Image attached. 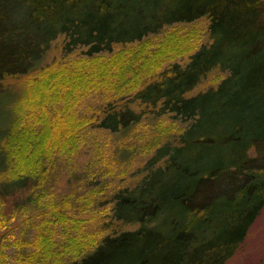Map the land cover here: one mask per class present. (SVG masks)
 <instances>
[{"label": "trees", "instance_id": "obj_1", "mask_svg": "<svg viewBox=\"0 0 264 264\" xmlns=\"http://www.w3.org/2000/svg\"><path fill=\"white\" fill-rule=\"evenodd\" d=\"M200 20L198 45L173 30ZM52 47L74 60L49 59ZM90 92L94 105L82 108ZM138 133L149 138L137 176L90 192L102 232L56 245L47 228L64 214L48 203L30 260L225 264L234 255L264 207V0H0V221L39 202L56 157L80 180L72 161L82 148L126 165ZM80 201L69 210L81 213Z\"/></svg>", "mask_w": 264, "mask_h": 264}, {"label": "rangeland", "instance_id": "obj_2", "mask_svg": "<svg viewBox=\"0 0 264 264\" xmlns=\"http://www.w3.org/2000/svg\"><path fill=\"white\" fill-rule=\"evenodd\" d=\"M173 30L179 31V34L181 35H188L189 43L192 42L198 45L203 41H207V36L203 29V21L201 20L192 23L179 24V28L175 27ZM164 31L165 29L156 35H163ZM152 39H154V37ZM119 47L120 45L115 46L114 51ZM59 52L60 51H57L52 47L48 58L53 55L54 58L61 60L72 59L75 57L74 55L63 57ZM106 56L109 55L106 54ZM181 58L182 57L178 59L182 60ZM207 82L208 81H206L205 84H201V87L203 88ZM10 85L13 86L14 91H17L19 94L24 91V86L19 80L11 81ZM27 95L30 97L35 96L31 93H27ZM94 95H96V93L90 92V94L85 96L84 100H81L79 105H82V108L94 105L93 100L96 98ZM24 120L25 123L32 120L30 112L25 116ZM140 129L145 130V127H140ZM90 134L93 138L97 137L96 139L100 140L101 145L109 144V135L107 132L94 129L90 130ZM138 134L140 135V139L136 140L134 143L139 147V153L134 154L126 165H123L122 163L117 165L115 160V163L112 165L110 163L109 155H107V152L105 153L103 149L98 151L95 150V152H99V155L94 157V151L86 145L81 149L80 153L75 154L72 161V164L75 159L79 162L80 165H78L77 168L81 171V174H84L85 176H80V180L74 181V179L73 182L67 175L69 167H67L65 158L61 156L56 157L57 161H55V165H57V167L55 166V168L50 171L52 181L50 183L48 182L45 188L42 189L43 192L39 197V202L37 204L34 202V205L28 203L29 205L24 208H18L16 211V219L14 221H0V264L39 263L37 258L30 259L33 257V251H37L35 250L37 246L35 242H33V239L38 231L40 220L48 215L49 210L48 207H46L48 206V203H51L50 206H52V204L55 205L54 211L57 212L58 215L64 214V216L61 217H58L57 215L58 219H55L56 221H54V223L52 222L49 228H47V230L50 231L49 235H52L53 239L56 241V245L57 242L58 244L60 242L66 244L69 241H72L71 244L65 248L73 247L76 242L74 239H71L72 236H78L77 238L84 240V238L89 239L95 234L102 232L101 228H99L98 231L96 225L101 221L99 216L101 215V209L103 208L92 206L91 202L94 197L90 192L92 189L97 188L100 189L101 191L99 192L102 193V191L110 190L112 184L116 183L115 181L120 184L127 183L129 177L134 176L133 170L142 166L140 160L144 158L145 153L140 151L142 147L145 146L144 143H146L147 138H149L146 133ZM143 137L145 139H143ZM91 140L92 138L89 137L87 143ZM104 164H107L106 169H103ZM59 166L62 167L60 168ZM131 174L132 176L128 177V175ZM91 176H93V178L90 180ZM136 176L137 175H135L134 178ZM97 179H99V182H97ZM119 179L122 180V182L119 181ZM21 195L22 197L26 196L24 194ZM82 195L86 196L87 201L79 202L83 203L85 206H80L83 210L81 213L75 214L74 211H70L68 207H71V205L74 206L73 203L75 199L78 200ZM74 215L77 216V218ZM59 245L61 246V244ZM225 264H264V207L250 226L243 243L234 255L225 262Z\"/></svg>", "mask_w": 264, "mask_h": 264}]
</instances>
